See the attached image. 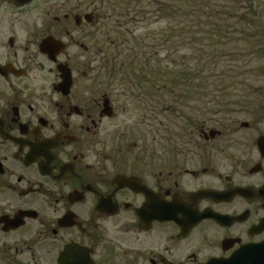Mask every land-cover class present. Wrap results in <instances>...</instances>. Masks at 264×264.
Returning <instances> with one entry per match:
<instances>
[{
	"label": "flooded vegetation",
	"instance_id": "1",
	"mask_svg": "<svg viewBox=\"0 0 264 264\" xmlns=\"http://www.w3.org/2000/svg\"><path fill=\"white\" fill-rule=\"evenodd\" d=\"M117 1L0 0V264H264V87L234 125L164 122L160 91L79 61L111 19L128 30ZM250 11L264 58V0ZM122 113L139 140L110 150Z\"/></svg>",
	"mask_w": 264,
	"mask_h": 264
},
{
	"label": "rangeland",
	"instance_id": "2",
	"mask_svg": "<svg viewBox=\"0 0 264 264\" xmlns=\"http://www.w3.org/2000/svg\"><path fill=\"white\" fill-rule=\"evenodd\" d=\"M134 1L140 2V0ZM155 1L159 6L160 0ZM173 1L174 7L166 11L163 10V12L159 7L153 6L147 22L143 21L145 12H140L141 9L138 10L139 22L133 23L131 21L129 25L130 29L136 31L134 32L136 40L130 42H136L141 48L146 45L145 51L149 52L150 56L156 57L157 55L159 59L163 57L165 63L176 65L172 74H183L182 71L185 70V66L194 68L195 61L193 62V59L200 54L201 59L203 57L205 60H203V64L201 62V67L188 72L190 77L177 76V86L171 84V88L169 83L164 84L163 81L161 83L168 87L166 90H172L176 94L184 96L179 104L189 105L183 107L182 110L184 114L189 113L194 120L210 117L217 121L214 125H234L237 118L240 120L235 109L239 110L243 106V112L250 111L254 104L252 91L264 87V58L256 50L252 54L254 39H247L242 35L243 39L240 42L236 31L225 34L222 28L226 26L234 30L235 26H242L247 36L252 33V21L248 16L252 0H241L237 4H235V0ZM235 15L238 17L236 18ZM239 18L241 21L238 20ZM117 19V17L111 19L105 29L115 25ZM119 19L121 21V18ZM126 36L128 37V35ZM140 38L141 41H144L143 43L139 41ZM96 39L98 49L78 50L81 54L79 61L86 59L88 68H92V73L103 77V80L109 76L108 74L116 76H111L113 79L112 89L116 93L126 91L125 87L127 86L118 77L129 73L125 72L120 63L128 61L133 50L138 53L136 58L138 61L144 50L134 44L124 43L120 46L123 49L122 55L124 57L121 55L117 58V52L120 50L114 49L111 41L112 39H119L122 43V35L100 32ZM238 46L242 49L240 57H238ZM221 49L222 51L229 49L232 53L222 54L224 56L219 57L218 53ZM82 54L85 55L82 57ZM134 67L137 69L138 64L134 63ZM83 69L85 70V66ZM146 77L149 76H145L147 80L146 89L152 90L154 83ZM138 79L139 75L136 76L137 83ZM194 79H197V82ZM155 85L159 87L160 80H156ZM163 99L171 100L169 97H163ZM135 121L139 122L138 112H135ZM163 121L173 124L176 121L174 112L166 110L163 113ZM134 122L126 113L120 114L119 118L115 120L116 129L113 131L118 136L114 134L107 136V145L110 146V150L117 144L133 143L139 140L137 137L140 133L137 126L133 128L135 125L132 123ZM132 133L135 135L132 136ZM119 134H125V138ZM234 134L229 135L228 138L233 137Z\"/></svg>",
	"mask_w": 264,
	"mask_h": 264
},
{
	"label": "trees",
	"instance_id": "3",
	"mask_svg": "<svg viewBox=\"0 0 264 264\" xmlns=\"http://www.w3.org/2000/svg\"><path fill=\"white\" fill-rule=\"evenodd\" d=\"M145 2V3H144ZM174 1L173 0H160L159 1V6L158 3L155 0H140V2H136L134 0H118L117 3L115 4V9H128L129 13H130V19H129V25L131 24L130 22L132 21L133 23H137L139 22V13L138 10H140V12H145V17L143 19V21H148L150 14L152 13V7H159V9L163 12V10H169L172 9V7H174ZM145 8V9H144ZM174 12V10H173ZM249 18H251V11L249 13ZM117 20H120L119 18L121 17H117ZM131 27L129 26L127 31H119L120 29H122L120 26H118L117 24H115V27L110 30L109 32L106 33H113V34H119L122 35V43H120L119 39H112L111 44L113 46L114 49H118L120 50V52H117V58L119 56L122 55V50L121 49V44H134L135 46H138V48L144 50L142 51L141 57L138 61H136V58L138 56L137 52H131L128 61H124L120 63V66L124 67L125 72L129 73L128 75H120L118 77V79L122 80L123 83H125V85L127 87H125V89L127 90H146L148 93H152L151 95L146 94L145 98L146 99H151L152 100V105H153V101L154 99L157 98L156 92L160 91L161 95V106L163 108V113L166 110H171L172 112H174L173 108L174 107H182L183 105L179 104L180 100L182 101V98L184 97L183 95L180 94H176V92L172 91V90H166L168 87H165L162 85V81L163 83H169L170 88L172 87L171 84L177 86V76H188L190 77V74L188 73L189 71H192V69H196L198 67H201L203 64V60H205L203 57L201 59V55L198 54L194 57L193 62H194V68H188L187 66H185V70L182 71L183 74L178 73V74H172L173 71L175 70L176 65H171L169 63H165V60L163 59V57H161L160 59L157 57H153L150 56L149 52H146L145 50L147 49L146 45L143 46V48H141L136 42H130V41H134L135 36H134V32L135 29H130ZM229 33V32H225ZM128 35V37L126 36ZM243 35L244 37H246L247 39L251 38V33L247 36L246 31L243 30ZM145 39V38H144ZM143 40V39H142ZM141 41V38L140 40ZM144 41H141V43H143ZM245 45V42H244ZM157 51V50H156ZM242 51V50H241ZM228 53H232L231 50L229 49H225L224 51L219 50V57H222ZM224 54V55H222ZM122 57H124L122 55ZM127 58V57H126ZM202 62V64H201ZM134 63L138 64L137 69L134 67ZM173 64V61H172ZM126 66L128 67L126 69ZM135 73H139V74H135ZM109 76H113L116 77L114 75L108 74ZM139 75V79H138V83L136 80V76ZM149 76L146 77L149 81H152L154 84L152 85V90H148L146 89V82L147 80L145 79V76ZM153 75V76H152ZM144 76V78H143ZM159 76V77H158ZM156 80H160V86H156L155 85V81ZM197 82V79H194ZM163 97H169L171 100H164ZM187 97V96H186ZM155 104V103H154ZM184 106H189V105H184Z\"/></svg>",
	"mask_w": 264,
	"mask_h": 264
},
{
	"label": "water",
	"instance_id": "4",
	"mask_svg": "<svg viewBox=\"0 0 264 264\" xmlns=\"http://www.w3.org/2000/svg\"><path fill=\"white\" fill-rule=\"evenodd\" d=\"M62 73H65V71L62 69Z\"/></svg>",
	"mask_w": 264,
	"mask_h": 264
}]
</instances>
